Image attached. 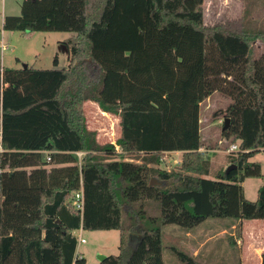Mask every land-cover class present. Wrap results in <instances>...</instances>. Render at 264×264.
Segmentation results:
<instances>
[{"label": "trees", "instance_id": "obj_1", "mask_svg": "<svg viewBox=\"0 0 264 264\" xmlns=\"http://www.w3.org/2000/svg\"><path fill=\"white\" fill-rule=\"evenodd\" d=\"M2 28L75 37L66 67L0 68V264H85L79 227L119 231L118 254L98 264H163L165 224L264 220V185L255 201L241 185L263 177L249 158L264 149V50L251 48L264 30L205 25L203 0H21ZM111 72L119 102L103 95ZM215 93L229 99L221 136L238 143L227 173L199 151L200 103ZM86 102L119 117L114 143L87 128ZM172 151L180 163L165 170L159 156ZM81 187L82 212L71 200Z\"/></svg>", "mask_w": 264, "mask_h": 264}, {"label": "rangeland", "instance_id": "obj_2", "mask_svg": "<svg viewBox=\"0 0 264 264\" xmlns=\"http://www.w3.org/2000/svg\"><path fill=\"white\" fill-rule=\"evenodd\" d=\"M21 0H0V42H5V48L0 46V68H24V65L36 69L61 68L68 65V50L65 44L71 46L75 37L73 32L62 31H9L2 28V20L6 15H18L20 13ZM203 23L205 25H220L234 32H239L242 27L245 30L257 32L264 30V0H203ZM252 55L257 56L264 50V43L252 41ZM57 56V66L54 58ZM121 74L111 72L106 80L104 97L108 102H119ZM229 103V99L215 93L201 105L200 128L202 148L211 160L215 170H224L228 166L231 143L221 136V126L224 122L223 111ZM87 123L90 128L97 130L98 142L113 143L119 135L118 121L111 115L100 113L97 105L87 102L84 107ZM79 157L81 152H77ZM129 154L127 158H133ZM160 157V167L165 170H173L180 163L181 156L164 153ZM249 161L259 162L264 174V149L256 151ZM235 164V162L233 163ZM264 184V178H246L242 182L244 196L250 201L257 198L259 186ZM231 218H208L202 224L191 229H185L174 224H165L162 228V260L163 264H179L172 248L193 254L199 242H203L196 256L200 264H240L238 257L240 247L230 243L231 235L237 234L231 229ZM248 223H262L260 220H249ZM252 221V222H251ZM247 223V224H248ZM225 229V233L221 230ZM189 231V232H187ZM86 243L81 244V252H87L88 264L96 259L98 252L104 255L118 254L119 233L118 230L84 231L82 234ZM235 236V235H234ZM100 253V254H102ZM95 263V261H94ZM254 264V262H252Z\"/></svg>", "mask_w": 264, "mask_h": 264}, {"label": "crops", "instance_id": "obj_3", "mask_svg": "<svg viewBox=\"0 0 264 264\" xmlns=\"http://www.w3.org/2000/svg\"><path fill=\"white\" fill-rule=\"evenodd\" d=\"M5 32H7V31L4 30V33H3L2 37L4 36ZM91 103H94V102H91ZM202 103H200V111H201V105H202ZM85 104H84V107H85ZM95 105H97V104H95ZM99 110H100V113L101 114H104L106 116L109 114L107 112H103L100 108H99ZM84 114H85V117H86L87 128L90 129V130H94V131L97 132V130L92 129V128L89 127V125L87 123V116L88 115L86 116V113L85 112H84ZM109 115H111L115 119H117V121H118V127H119V135H120L119 117H117V116H115L113 114H109ZM200 120L201 119H200V114H199V123H200ZM200 134H201V128H200ZM119 135H118V137H119ZM97 139H99V134L98 133H97ZM114 142L115 141H113V143ZM202 150H203L202 148L199 149V151H202ZM165 153L177 154L179 156H181V154H182L181 151H172V152H165ZM262 175H263V177H262V179H263L264 178L263 172H262ZM241 185H242V183H241ZM209 218H213V217H209ZM207 219L208 218H206L205 220H207ZM260 221L262 223H255V224L254 223H248L250 221L249 220H245V221H242L241 223H240V221H233L232 224H231V229H233L235 232H237V230L235 229V227L239 223H240L239 225L242 226V229H241L240 234H235L234 233V234H232L230 236L231 237L230 243L236 244L237 246L240 247V255L238 257V261L240 262V264H253L252 262H254V264H260L261 263V255L264 253V220H260ZM202 222L200 224H202ZM200 224H198V225H200ZM84 231H88V230H83L81 227H79L78 229H76V230L73 231V234H75L76 237H79V236L80 237H83L82 234H83ZM96 231H98V230H96ZM225 231H226L225 229H222L221 230V233H225ZM187 232H189V231H187ZM118 233H119V231H118ZM203 242L201 241V242H199L197 244V247L194 249L192 255L197 256V254H198V251L197 250L200 249V247H202ZM85 243H86V241H84L83 243H78L77 244V247H76V256L77 257H83L85 259V264H88V254H86L87 252H83L82 253L81 250H80L81 244H85ZM98 253H102V252H98ZM102 254H105V253H102ZM94 261H95V263H94ZM94 261L91 262V264H98L99 263L97 261V259H94Z\"/></svg>", "mask_w": 264, "mask_h": 264}, {"label": "built area", "instance_id": "obj_4", "mask_svg": "<svg viewBox=\"0 0 264 264\" xmlns=\"http://www.w3.org/2000/svg\"><path fill=\"white\" fill-rule=\"evenodd\" d=\"M5 42L4 41H1L0 42V46H1V50L3 48H5ZM0 151H1V146H0ZM233 151H238V145L236 144H231L230 147L228 148L227 152H233ZM81 156H79L80 158ZM49 159V158H48ZM72 205H73V208L77 211H80L82 212L83 210V191H82V187L77 191L75 192L73 195H72ZM77 241L78 243H83L85 240L83 237H77ZM77 243V244H78Z\"/></svg>", "mask_w": 264, "mask_h": 264}, {"label": "water", "instance_id": "obj_5", "mask_svg": "<svg viewBox=\"0 0 264 264\" xmlns=\"http://www.w3.org/2000/svg\"><path fill=\"white\" fill-rule=\"evenodd\" d=\"M24 67H26V65H24ZM228 123H229L228 118H225V120H224V126H223L222 129L227 128ZM235 167H236L235 164H229V165L225 168V172L227 173V172H229L231 169H233V168H235ZM153 183H156V180H155V179H152V180H151V184H153ZM105 258H106V255H104V254H100V253H98V254L96 255V259H97L98 262L103 261Z\"/></svg>", "mask_w": 264, "mask_h": 264}]
</instances>
